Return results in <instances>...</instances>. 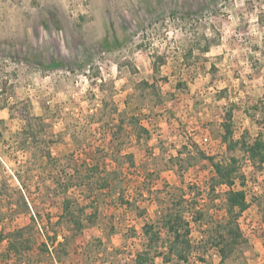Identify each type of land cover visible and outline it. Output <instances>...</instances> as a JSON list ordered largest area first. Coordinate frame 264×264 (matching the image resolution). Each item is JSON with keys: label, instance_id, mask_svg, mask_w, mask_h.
Masks as SVG:
<instances>
[{"label": "rangeland", "instance_id": "374dc122", "mask_svg": "<svg viewBox=\"0 0 264 264\" xmlns=\"http://www.w3.org/2000/svg\"><path fill=\"white\" fill-rule=\"evenodd\" d=\"M229 109L234 139L264 137V0H0V237L28 226L29 264H135L167 253L171 235L148 250L142 225L171 215L207 248L189 264H264V170L239 151L245 242L223 263L211 246L225 187L201 153L228 159ZM66 199L81 233L58 222Z\"/></svg>", "mask_w": 264, "mask_h": 264}, {"label": "trees", "instance_id": "16d2710c", "mask_svg": "<svg viewBox=\"0 0 264 264\" xmlns=\"http://www.w3.org/2000/svg\"><path fill=\"white\" fill-rule=\"evenodd\" d=\"M104 49H107V45H103ZM146 87H152L153 84L149 85L147 82L143 83ZM137 124H139L138 119H134ZM232 110L229 109L224 114V121L221 124L223 134L221 135V142L225 145V152L228 154V159L226 160H216L213 156H208L201 153L202 158L207 160L212 167L213 176L211 177L210 183V191L213 193L216 186H224V216L216 222L214 225L217 228V236L218 238H214L211 241V246L217 249L220 260L223 263L227 259V247L232 244H239L240 242H245L244 236L242 234L241 229L237 225V219L241 216V214L249 207V203L246 200V195L243 190L233 188L235 184V180L241 178L240 186H243V177L240 175V167L238 165L239 160L235 157V152H242L243 155L251 162L252 167L257 172H262L264 170V137L259 134L256 138H254L251 142L247 141L245 135H241L238 139L233 138L232 131ZM122 131V121L116 127V131L112 134L110 139L107 141L108 146H112L113 139H118L120 137ZM142 132L145 135H148V132L145 129H142ZM247 134V133H246ZM68 158L72 159V156H68ZM70 159V160H71ZM74 166L73 170H76V166L78 165L77 161H73ZM83 163V162H82ZM86 165V164H85ZM87 180H90L91 177L86 175L84 177ZM103 188H109L108 180L102 183ZM92 192V191H91ZM92 194V193H91ZM77 207L74 200L66 199L63 201V213L59 216V223L70 221L71 223L78 225V229L76 233H81V226L79 227V217L75 215L74 205ZM73 208V209H72ZM78 210V209H77ZM86 209L81 208L80 213L83 211V214ZM196 213L191 216V219L194 222H197V218L199 220L202 219L203 215L200 212H197L198 217L194 218ZM47 218L49 219L48 214ZM33 220V219H32ZM163 223L162 227L155 230L151 223L144 222L142 225L143 235L146 236V240L149 242L147 249L152 248V244H157V240H159V235L162 230H166L171 236L170 244L167 248L166 254H159L157 250H155V257H162L163 263L171 262L174 257L177 262H183L184 264H189V255L192 250H198L201 254L200 260L203 261L204 255L207 252V248L204 244H198L193 248L189 240L190 234V224L188 221H182V219L178 216L172 217L171 215H164L162 217ZM28 230V226L22 227L19 229H14L9 231L4 235V237H0V241L6 240L7 246L5 250V258L14 257L17 264H29L30 259H28L30 252L29 249V239H24V231ZM3 232V229L1 230ZM62 236V235H61ZM57 233H54L53 237H51V244L56 240ZM63 239H68L66 235L62 236ZM227 238H231L230 242L225 241ZM23 240L26 242L24 243ZM223 245H220L222 244ZM225 243V244H224ZM61 245V243H59ZM180 246V247H178ZM221 246V247H220ZM41 249L43 252L51 254L52 252L48 250V244L46 242L41 243ZM157 249V248H156ZM68 248H63V254H68ZM154 256H149L148 251H141L134 255L135 264H149L153 262L152 260Z\"/></svg>", "mask_w": 264, "mask_h": 264}, {"label": "built area", "instance_id": "2783aa9c", "mask_svg": "<svg viewBox=\"0 0 264 264\" xmlns=\"http://www.w3.org/2000/svg\"><path fill=\"white\" fill-rule=\"evenodd\" d=\"M245 214L244 213H242L241 214V216L239 217V220L240 221H243L245 224H248L249 222H250V220L249 219H247V218H245V216H244ZM240 226V225H239ZM250 228H254L253 226H251Z\"/></svg>", "mask_w": 264, "mask_h": 264}]
</instances>
